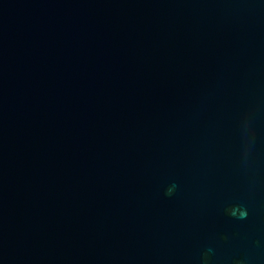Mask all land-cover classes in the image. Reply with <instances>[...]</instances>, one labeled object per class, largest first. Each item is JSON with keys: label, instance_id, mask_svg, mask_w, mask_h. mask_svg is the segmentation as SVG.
Instances as JSON below:
<instances>
[{"label": "water", "instance_id": "1", "mask_svg": "<svg viewBox=\"0 0 264 264\" xmlns=\"http://www.w3.org/2000/svg\"><path fill=\"white\" fill-rule=\"evenodd\" d=\"M0 264H264V0H0Z\"/></svg>", "mask_w": 264, "mask_h": 264}]
</instances>
